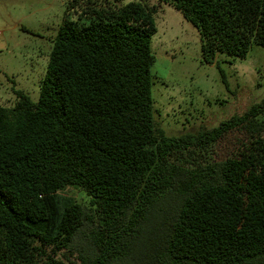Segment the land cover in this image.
<instances>
[{
    "label": "trees",
    "instance_id": "16d2710c",
    "mask_svg": "<svg viewBox=\"0 0 264 264\" xmlns=\"http://www.w3.org/2000/svg\"><path fill=\"white\" fill-rule=\"evenodd\" d=\"M157 1L196 28L206 64L264 47V0ZM66 10L38 100L0 105V264H264V98L167 137L151 93L156 6ZM233 132L240 148L212 160Z\"/></svg>",
    "mask_w": 264,
    "mask_h": 264
},
{
    "label": "rangeland",
    "instance_id": "374dc122",
    "mask_svg": "<svg viewBox=\"0 0 264 264\" xmlns=\"http://www.w3.org/2000/svg\"><path fill=\"white\" fill-rule=\"evenodd\" d=\"M68 1L0 0L1 106L14 105L16 91L38 100ZM147 4L156 6V33L150 44L155 57L150 70L154 122L167 137L213 129L264 98V47L253 43L244 59L217 53L214 62L206 64L196 28L168 4ZM239 140L244 142L237 132L229 133L210 149L209 157L222 160L233 155ZM64 194L88 204L78 190L67 188ZM61 254L57 258L62 259Z\"/></svg>",
    "mask_w": 264,
    "mask_h": 264
}]
</instances>
